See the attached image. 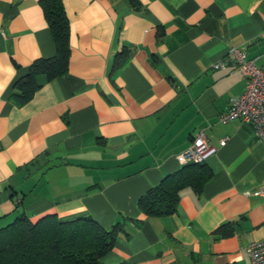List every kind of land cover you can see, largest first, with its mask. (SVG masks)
I'll list each match as a JSON object with an SVG mask.
<instances>
[{
	"label": "crops",
	"instance_id": "crops-1",
	"mask_svg": "<svg viewBox=\"0 0 264 264\" xmlns=\"http://www.w3.org/2000/svg\"><path fill=\"white\" fill-rule=\"evenodd\" d=\"M62 3L67 70L37 76L22 101L15 84L55 44L40 0H0V228L89 217L121 225L103 264H251L264 197L246 192L264 188V143L218 120L244 78L212 65L237 46L264 68V0ZM200 133L215 149L201 191L182 189L173 214H143L140 197Z\"/></svg>",
	"mask_w": 264,
	"mask_h": 264
},
{
	"label": "trees",
	"instance_id": "trees-1",
	"mask_svg": "<svg viewBox=\"0 0 264 264\" xmlns=\"http://www.w3.org/2000/svg\"><path fill=\"white\" fill-rule=\"evenodd\" d=\"M40 5L56 53L52 58L35 60L28 73L15 84V98L20 97L22 101L28 100L39 89L37 76L55 78L68 67L69 21L62 0H40ZM119 59L118 55V65L124 57ZM210 176L204 163L183 165L142 195L139 209L146 216L173 214L180 191L190 187L199 192ZM120 227V223H116L105 230L89 217L60 221L50 215L32 223L27 217L20 216L0 228V264H103L101 258L112 248Z\"/></svg>",
	"mask_w": 264,
	"mask_h": 264
},
{
	"label": "built area",
	"instance_id": "built-area-1",
	"mask_svg": "<svg viewBox=\"0 0 264 264\" xmlns=\"http://www.w3.org/2000/svg\"><path fill=\"white\" fill-rule=\"evenodd\" d=\"M230 64L236 67L244 78V89L239 96L228 100L227 109L219 115L218 120L225 123L238 119L248 123L255 136L264 143V68L256 66L254 61L247 57L246 51L237 46L231 47L228 53L212 66L214 69H222ZM224 142L225 139L222 140V143ZM214 152L215 149L200 133L192 145L178 156V162L181 166L202 163ZM246 193L264 197V188ZM246 253L251 264H264V238L250 242Z\"/></svg>",
	"mask_w": 264,
	"mask_h": 264
}]
</instances>
